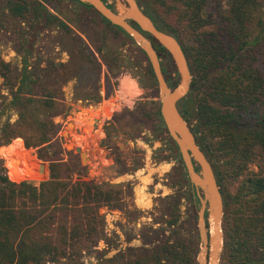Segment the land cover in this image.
Listing matches in <instances>:
<instances>
[{"label": "trees", "instance_id": "trees-1", "mask_svg": "<svg viewBox=\"0 0 264 264\" xmlns=\"http://www.w3.org/2000/svg\"><path fill=\"white\" fill-rule=\"evenodd\" d=\"M58 1L6 0L0 5V31L2 28L9 35L21 59L17 67L0 57V104H5L0 119L11 112L17 117L14 122L10 115L4 123L0 121L1 153L8 150L13 158L9 166L21 169L27 160L22 154L24 142L26 149L36 150L38 158L49 163L48 179L39 184L15 182L12 180L30 177L31 171L8 168L11 180L0 156V264H84L78 259L105 239L101 209L121 207V190L87 180L84 167L74 159H64L63 155L73 153L62 144L61 125L56 118L67 116L62 87L67 82L69 64L49 60L44 66L42 59L36 60L35 52L41 37L58 30L70 36L81 59L89 64L100 65L90 50L92 44L109 70L120 67L123 59L103 41L97 44L89 35L88 40L84 39L87 34L80 24L61 16ZM71 1L80 7L79 22L88 18L93 27L103 26L102 31L110 30L115 39L123 35L135 44L122 28L111 24L94 7ZM103 1L114 9L108 0ZM137 2L158 29L177 38L189 63L191 90L178 108L212 164L223 195L221 264H264V163L260 172H246L258 157L264 162V58L260 65L246 66L242 56L246 48L261 43L260 35L250 41L260 0H228L227 10H223L221 0ZM210 8L213 12H207ZM146 36L159 55L169 87L174 89L179 75L171 55L151 35ZM136 49L140 61L146 64L148 86L155 89L154 97L158 98L151 64L137 45ZM205 83L206 90L191 108L188 102ZM138 112L142 119L155 121V131L166 135L167 149L176 153L177 180L181 188L187 187L191 203L192 216L186 223L196 238L184 234L183 196H168L167 229L148 228L142 246L129 247L128 260L120 264H197V212L201 204L198 192L167 132L160 104L157 102L149 110L141 106ZM112 130V125L105 128L108 141L113 138ZM239 178L242 181L234 194L224 190L225 180Z\"/></svg>", "mask_w": 264, "mask_h": 264}, {"label": "rangeland", "instance_id": "rangeland-1", "mask_svg": "<svg viewBox=\"0 0 264 264\" xmlns=\"http://www.w3.org/2000/svg\"><path fill=\"white\" fill-rule=\"evenodd\" d=\"M4 2L6 0H0V5ZM221 2L223 10H227L228 0ZM108 3L113 4L114 9L122 13L116 2L108 0ZM56 4L64 19L80 24L87 34L82 35L84 39L88 40L89 35L90 40L92 38L97 44L103 41L112 52L120 54L123 59L120 67L109 70L92 44L90 50L95 53L100 65L96 67L89 64L81 59L70 36L58 30L41 37L36 46V60L42 59L44 66L49 60L55 64L59 62L69 64L65 75L67 82L62 87L67 116L56 118V122L61 125L59 136L62 144L67 151L73 153L71 156L63 155L64 159H74L84 167V176L87 180L101 186L114 185L122 191L120 210H110L106 207L101 209L105 217V239L99 240L96 247L87 249L78 261L84 264L126 262L131 254L128 248L141 247L148 228L167 229L165 212L168 196L176 198L183 196L181 221L185 223L184 234L196 238L186 223L192 216L191 203L187 198L189 196L187 187L181 188L177 180L179 162L175 160L176 153L167 149L166 135L155 131V121L142 119L138 112L141 106L149 110L160 102L159 97H154L155 89L148 86L146 64L140 61L141 55L136 49V43L128 41L123 35L118 40L115 39L110 30L102 31L103 26L93 27L88 18L79 22L80 7L71 0H60ZM207 12L213 10L210 8ZM2 30L1 28L0 57L20 67L21 59L15 52L9 35H5ZM259 35L261 43L242 52L243 63L246 66L257 64L264 58V0H260L259 11L252 24L250 41ZM106 52L108 53L107 50ZM207 85L208 83L203 84L200 92H194L188 102L191 108L203 94V90H206ZM4 107L5 104H0V114ZM9 115L14 122L17 117L13 112L1 117L0 121L4 123ZM70 123L72 125H69ZM110 125L114 126V130L113 138L108 141L105 128ZM68 146L72 148L68 150ZM77 148H80L81 152H77ZM23 149H14L23 150L22 154H25L27 159L24 167L15 170L9 166V161L13 160L10 152L4 150L1 153L0 148V156L5 162L9 178L11 179L9 169L12 171L29 169L30 177L25 176L18 181L11 180L15 182L26 180L39 184L48 179L49 163L40 160L36 150L26 149L24 142ZM81 153L86 155L85 162ZM263 163V159L258 157L246 172H260ZM42 165H45V168H42ZM241 181L242 178L225 180L224 190L234 194ZM108 248L110 250L106 251ZM200 248L199 241L198 252ZM111 259L112 262L107 261ZM145 264L151 263L145 261Z\"/></svg>", "mask_w": 264, "mask_h": 264}, {"label": "water", "instance_id": "water-1", "mask_svg": "<svg viewBox=\"0 0 264 264\" xmlns=\"http://www.w3.org/2000/svg\"><path fill=\"white\" fill-rule=\"evenodd\" d=\"M79 1L94 7L111 24L122 28L145 53L151 64L157 81L160 113L165 127L178 147L188 178L201 201L197 213V232L201 245L197 264H221L224 246L223 195L212 164L197 144L191 127L178 108V103L190 93L193 79L182 45L175 36L158 29L152 19L143 12L137 0H114L122 13L109 8L103 0ZM146 34L151 35L171 55L179 75V83L174 89L169 87L159 55ZM71 148L67 147L68 150ZM76 151L81 152V149L77 148ZM81 156L85 162L86 155L81 153ZM41 167L45 168V165ZM197 167L200 168L199 171ZM209 223L213 226L211 233L208 232Z\"/></svg>", "mask_w": 264, "mask_h": 264}, {"label": "bare ground", "instance_id": "bare-ground-1", "mask_svg": "<svg viewBox=\"0 0 264 264\" xmlns=\"http://www.w3.org/2000/svg\"><path fill=\"white\" fill-rule=\"evenodd\" d=\"M213 231V226L211 223L208 225V232L211 233Z\"/></svg>", "mask_w": 264, "mask_h": 264}]
</instances>
